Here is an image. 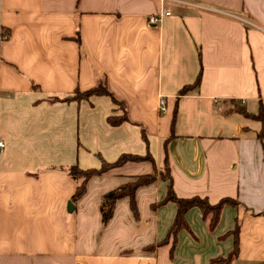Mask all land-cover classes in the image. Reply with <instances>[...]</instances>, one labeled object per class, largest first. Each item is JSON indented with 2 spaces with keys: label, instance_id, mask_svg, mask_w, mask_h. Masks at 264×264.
<instances>
[{
  "label": "crops",
  "instance_id": "0c3cea01",
  "mask_svg": "<svg viewBox=\"0 0 264 264\" xmlns=\"http://www.w3.org/2000/svg\"><path fill=\"white\" fill-rule=\"evenodd\" d=\"M163 6L170 14L150 24L159 0H0V264H214L236 223L229 264H264L262 121L238 110L264 108V0ZM98 84L111 96L59 100ZM147 152L157 171L167 159L176 196L238 205L213 230L190 208L167 237L177 207L158 205L157 179L136 190L138 217L123 197L102 229V195L151 173L147 160L91 177L71 201L70 166Z\"/></svg>",
  "mask_w": 264,
  "mask_h": 264
},
{
  "label": "trees",
  "instance_id": "16d2710c",
  "mask_svg": "<svg viewBox=\"0 0 264 264\" xmlns=\"http://www.w3.org/2000/svg\"><path fill=\"white\" fill-rule=\"evenodd\" d=\"M75 41L77 43H80V37L79 34H76L74 37ZM200 82V73L198 74L196 80L192 84L183 85L179 90V95H184L187 92L193 90L199 85ZM94 95H108L111 96L110 92L106 89V87L103 84H98L95 87L89 88L84 91H80L79 89H76L72 95H69L68 97H65L63 101H80L82 99H89L91 96ZM115 100L114 98H112ZM55 100H58L57 98ZM240 110L244 115L253 117L255 119H258L262 121V129L258 134L259 140L262 142L263 149H264V108L260 107L258 114H250L247 113L244 109H238ZM124 118V115L121 119H117L116 117L110 116L108 117V121L112 125L118 124L122 119ZM144 137V135H143ZM145 138V137H144ZM146 140V139H145ZM98 158L100 159L101 165L98 168H87V169H81L77 165L70 166L68 168V174L76 181V189L71 197V201L75 202L80 197H82L86 192V184L88 180L96 175H101L113 168L122 166L126 162H139V161H150L153 165V171L151 173H145L138 176H135L132 180L127 181L118 187L105 192L100 200V214H101V228L103 229L108 222L110 221L115 203L118 199L127 197L130 202V208L132 213L135 217H138V208L135 200V193L136 190L142 186H146L149 184L154 183L157 179L161 181L167 182V190L164 198L161 202L158 203V205L164 204L166 202H173L176 207V214L174 217V220L172 224L170 225L168 229V235L175 236L176 233L182 229L186 228V221H185V213L190 208L196 207L198 208L201 213L204 220H208L209 222V228L213 230L219 220L221 210L224 206L229 205L232 207H236L238 205V201L232 198H222L217 203L211 204L206 197H199V196H192L188 198L178 197L174 193L173 187H172V179L170 176L169 168L167 159L165 160V167L162 171H157L154 166V159L150 155L149 152H147L145 155H136V154H128L124 153L121 154L115 161L113 162H107L105 161L100 155H98ZM152 207H155V205H152ZM230 234L233 235L234 243L233 248L230 251V253L226 257H219L214 260H212V263L214 264H229L234 258L238 255V249H239V224L236 223L235 228L230 231ZM167 238L162 240L161 242L157 243V245L165 243ZM155 247V244H152L150 246L146 247V251L153 250Z\"/></svg>",
  "mask_w": 264,
  "mask_h": 264
},
{
  "label": "built area",
  "instance_id": "2783aa9c",
  "mask_svg": "<svg viewBox=\"0 0 264 264\" xmlns=\"http://www.w3.org/2000/svg\"><path fill=\"white\" fill-rule=\"evenodd\" d=\"M165 1H167V0H159V2L161 3V7H160L159 11L156 14H150L148 16V21L150 24H156V23L160 22L164 16L170 14V11L167 10L166 8H164V6H163V3H165ZM160 111L163 113L165 112V103L162 99L160 100ZM0 147H3L2 141H0Z\"/></svg>",
  "mask_w": 264,
  "mask_h": 264
},
{
  "label": "water",
  "instance_id": "95a60500",
  "mask_svg": "<svg viewBox=\"0 0 264 264\" xmlns=\"http://www.w3.org/2000/svg\"><path fill=\"white\" fill-rule=\"evenodd\" d=\"M71 208H72V204L70 202V203H68V210H71Z\"/></svg>",
  "mask_w": 264,
  "mask_h": 264
}]
</instances>
